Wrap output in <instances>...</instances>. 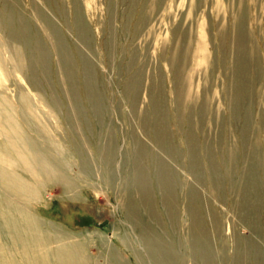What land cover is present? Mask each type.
<instances>
[{"label":"rangeland","instance_id":"rangeland-1","mask_svg":"<svg viewBox=\"0 0 264 264\" xmlns=\"http://www.w3.org/2000/svg\"><path fill=\"white\" fill-rule=\"evenodd\" d=\"M0 171L7 264H264V0H0Z\"/></svg>","mask_w":264,"mask_h":264},{"label":"bare ground","instance_id":"bare-ground-1","mask_svg":"<svg viewBox=\"0 0 264 264\" xmlns=\"http://www.w3.org/2000/svg\"><path fill=\"white\" fill-rule=\"evenodd\" d=\"M11 147L13 149V147H15V145H13ZM16 151L18 152V150H16ZM22 152H23L22 154H26V160L23 162V166L27 170L28 174L30 176H35L36 174H37V176H42L41 180H36L37 184L40 185V184H42V182H44L46 180H50V179L52 180V179L56 178L55 172H53L52 170L48 171V168H47V166H46L44 161L41 164L38 162L39 159H40V155L38 153L32 156L35 159V161H36V165L34 166L33 163L31 162V160L27 157L28 153H24V150H22ZM0 176L3 177L2 171H0ZM11 180L12 181H10V183L13 184V185H17V183L19 182L18 178L16 177V175ZM23 182H24L23 186H21L22 191H24V190L28 191V189H30V188L33 191L34 188L32 189L31 185H29V182H27V181H23ZM64 189H65V185L63 184L62 185V190H64ZM0 215H2L4 217L8 216L7 218L9 220V223L8 224L4 223L6 225V227H7V231H10V230L18 231L19 228H20V229H25V232H27V233L33 234V232H31L27 228V224L30 225V223L32 221V218H30L29 216L28 217L25 216L24 213H22V215L18 216L16 219L12 218L11 213L3 214V212L1 211ZM15 220H17V221H15ZM34 236L40 238V240H44V235L43 234L39 235V236H37L35 234ZM11 237L14 238V236H11ZM18 240L21 242V240L19 238H18ZM22 245L24 247H27V243L22 242ZM0 249L2 250L1 246H0ZM1 250H0V259L1 260H7V262L5 261L6 263H4V264L10 263V261H9L10 259L5 258L7 255L5 257H3V255L1 254L2 253ZM3 254H5V253H3ZM23 255L26 257L27 262H28V260L30 262H31V260L34 261V263L36 262V259L30 254V250L29 249H26V252H24ZM13 259H11L12 260L11 264H17L16 261H13ZM46 264H84V259L78 255V253L76 252L75 247L73 245H71V244H63V245H60L59 247H57L52 252V258L50 260H48V262Z\"/></svg>","mask_w":264,"mask_h":264}]
</instances>
